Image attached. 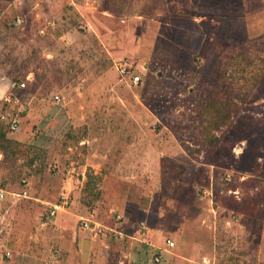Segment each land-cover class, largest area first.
Segmentation results:
<instances>
[{
    "label": "rangeland",
    "instance_id": "rangeland-1",
    "mask_svg": "<svg viewBox=\"0 0 264 264\" xmlns=\"http://www.w3.org/2000/svg\"><path fill=\"white\" fill-rule=\"evenodd\" d=\"M21 81L0 264H264V0H0Z\"/></svg>",
    "mask_w": 264,
    "mask_h": 264
},
{
    "label": "built area",
    "instance_id": "built-area-1",
    "mask_svg": "<svg viewBox=\"0 0 264 264\" xmlns=\"http://www.w3.org/2000/svg\"><path fill=\"white\" fill-rule=\"evenodd\" d=\"M18 22H21V20L18 19ZM117 68H118L119 78H120L121 82L137 85L141 81L140 80L141 79L140 74L138 72L134 71V66L131 65L130 63H128L126 61L120 62V64L118 65ZM25 86H26V81L12 82L11 87H10V94L4 95L2 98L4 104H3V107L0 111V119L2 121H4L6 125L9 126L11 131H14V132H17L20 130L21 117H20V113H15V112L10 113L9 110L11 109L10 108L11 105H15V104L17 105L18 102L20 101L19 98L15 95L16 90L24 89ZM56 98L59 99L58 96H56ZM23 185H25V181H23ZM19 195H21L23 197H27L28 192L26 189H24V190H22V192ZM4 196H5V194L2 191H0V200L3 199ZM63 203L55 205L51 211L52 212L51 215H55L57 210L62 209V206L64 205ZM53 211H55V212H53ZM84 223L85 224H83V225L88 226V224L86 222H84ZM92 224H93L92 226H94V224H96L95 221H93ZM95 228L97 229V227H95ZM114 233L117 235L119 234L118 232H114ZM167 244L169 246H174V241L168 240ZM6 254L10 255V252L7 251ZM160 259H161V255H159V254L156 255L155 260L157 262H159Z\"/></svg>",
    "mask_w": 264,
    "mask_h": 264
},
{
    "label": "trees",
    "instance_id": "trees-1",
    "mask_svg": "<svg viewBox=\"0 0 264 264\" xmlns=\"http://www.w3.org/2000/svg\"><path fill=\"white\" fill-rule=\"evenodd\" d=\"M20 117H21V115H20ZM226 119H227V116L224 113L223 114H220L217 117V119L215 120V125L216 126H220L221 123H223V122L225 123V120ZM20 124H21V122H20ZM0 127H4L5 128V131H3V130L0 131V136L6 137L7 134H16L18 132V131L17 132L11 131V129L9 128V126L6 125L5 122L2 121L1 119H0ZM154 260H155V258H154ZM155 262L158 263L156 260H155Z\"/></svg>",
    "mask_w": 264,
    "mask_h": 264
},
{
    "label": "crops",
    "instance_id": "crops-1",
    "mask_svg": "<svg viewBox=\"0 0 264 264\" xmlns=\"http://www.w3.org/2000/svg\"><path fill=\"white\" fill-rule=\"evenodd\" d=\"M8 88H9V86H8ZM3 94H4V93H3ZM3 94H2V95H3Z\"/></svg>",
    "mask_w": 264,
    "mask_h": 264
}]
</instances>
